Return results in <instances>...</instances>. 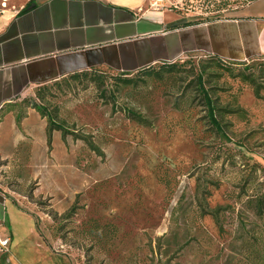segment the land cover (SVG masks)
Returning a JSON list of instances; mask_svg holds the SVG:
<instances>
[{
    "label": "rangeland",
    "instance_id": "374dc122",
    "mask_svg": "<svg viewBox=\"0 0 264 264\" xmlns=\"http://www.w3.org/2000/svg\"><path fill=\"white\" fill-rule=\"evenodd\" d=\"M29 1L0 0V28ZM259 1L145 9L197 25L242 19ZM174 63L179 74L161 80L145 73L163 64L70 74L2 107L0 238L10 243L0 264H264V58ZM251 74L259 97L243 81ZM198 76L224 134L210 126Z\"/></svg>",
    "mask_w": 264,
    "mask_h": 264
},
{
    "label": "crops",
    "instance_id": "0c3cea01",
    "mask_svg": "<svg viewBox=\"0 0 264 264\" xmlns=\"http://www.w3.org/2000/svg\"><path fill=\"white\" fill-rule=\"evenodd\" d=\"M148 1L34 0L21 13L29 1L0 28V110L31 87L83 71L137 72L186 53L237 63L264 58V0L242 19L177 29L179 18L146 10Z\"/></svg>",
    "mask_w": 264,
    "mask_h": 264
},
{
    "label": "trees",
    "instance_id": "16d2710c",
    "mask_svg": "<svg viewBox=\"0 0 264 264\" xmlns=\"http://www.w3.org/2000/svg\"><path fill=\"white\" fill-rule=\"evenodd\" d=\"M35 5L34 0H32L30 2V4L28 6H26L21 13H24L26 11H28L32 6ZM195 24H190V23H179L176 25H173L171 27V29H177V28H185V27H189V26H193ZM198 25V24H197ZM151 68V67H150ZM179 70H180V65H178V63H174V64H163L162 68L159 71H152V72H148L145 73V76L148 77H153L155 79H159L161 80L165 74L172 76V75H176L179 74ZM263 75H264V70L262 71ZM125 76H129L128 74H124ZM243 81L245 83H247L248 85L252 86L255 90V94L257 97H259V87L256 84V80L255 77L251 74V75H245L243 77ZM125 85H131L133 82L131 80L126 79L125 81H123ZM204 81H203V77L202 76H198L197 77V82H196V88H197V93L199 96L202 97L204 103H205V107L208 113V117L210 120V126L212 127L213 130H215L217 133L219 134H224V127L222 125V123L220 122V120L218 119L217 116V109L215 108L214 102L212 101L210 92L205 88L204 85ZM129 115L132 116V119L137 121L138 123L147 124V121L139 116L138 114H134L133 112H129ZM46 116V115H45ZM50 130L51 131H63V129L59 126L56 125V123H54L52 120H50ZM259 215L262 216L264 218V212L262 209L259 210Z\"/></svg>",
    "mask_w": 264,
    "mask_h": 264
},
{
    "label": "built area",
    "instance_id": "2783aa9c",
    "mask_svg": "<svg viewBox=\"0 0 264 264\" xmlns=\"http://www.w3.org/2000/svg\"><path fill=\"white\" fill-rule=\"evenodd\" d=\"M148 68H150V67H148ZM9 243H10L9 239L2 240L0 238V247H1V249L5 250L8 247Z\"/></svg>",
    "mask_w": 264,
    "mask_h": 264
}]
</instances>
